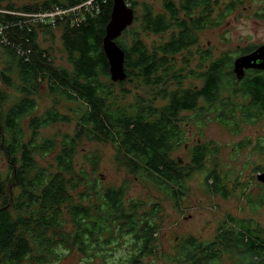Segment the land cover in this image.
Wrapping results in <instances>:
<instances>
[{
	"label": "trees",
	"instance_id": "trees-1",
	"mask_svg": "<svg viewBox=\"0 0 264 264\" xmlns=\"http://www.w3.org/2000/svg\"><path fill=\"white\" fill-rule=\"evenodd\" d=\"M6 1L11 0H0V4ZM127 1L134 7L133 0ZM196 1L188 0L189 8ZM35 2V7L27 4L22 8L27 11L74 8L71 21H66L62 34L69 65L54 63L51 53L38 41L37 25L34 27L22 17L2 13L0 78L5 90L0 87V158L5 156L8 159L11 171L7 179L0 172V197L10 179L15 182L17 192L10 202L5 201L0 206V264L44 262L50 256L58 257L61 245L76 246L83 252L95 247L105 250L106 245L124 236L131 238L136 252L121 264H138L143 256L158 250L159 207L152 204L145 209L146 203L141 199H126L125 186L102 188L97 179L85 174L71 180L70 188L78 191L87 203L74 201L62 173L74 169L77 139L86 132L88 136L98 135L115 143L118 157L136 176L151 180L160 188L169 190L174 197L184 193L183 180L203 165L211 147L206 143L196 144L188 165H184L181 158L172 157V152L184 143V134L177 122L181 111L194 109L199 95L192 87L171 88L173 80L168 81L167 66L169 55L195 43L196 38L192 37L194 26L199 27L201 19L192 24L189 19L178 18L180 31L162 47L161 55L149 51L142 38L130 27L117 38L125 50L128 76L124 80L137 76L148 85L162 87V97L167 101L160 107L138 104L131 110L118 109L110 101L113 83L102 81L103 77L111 79L103 39L113 0ZM165 4L173 17H177L174 2L168 0ZM9 7L14 8L12 3ZM136 20L137 13L134 22ZM170 21L166 15L154 13L150 6L145 8L144 22L151 30L165 32ZM129 32L131 40L127 38ZM214 68L215 88L206 92V99L209 105L230 111V103L222 100L223 79L219 78L225 62L219 59ZM45 79L55 95L78 103L79 126L74 136L65 135L62 142L55 139L37 141L41 127L69 120V116L56 107L36 114L38 81ZM226 80L232 85L230 92L239 91L231 78ZM7 88L13 92L7 93ZM242 89L251 99L249 105L241 106L243 119L264 116V76L253 77ZM40 153L54 158L57 171L39 166L37 157ZM206 182L211 191L227 195L216 170L208 172ZM65 201L70 203L73 224L69 231L61 225L60 207ZM55 235L60 238L55 239ZM233 253L243 257L240 264H264V235L244 220L232 221L219 226L213 240L202 241L194 236L183 239L177 247L173 264H217L225 254Z\"/></svg>",
	"mask_w": 264,
	"mask_h": 264
},
{
	"label": "rangeland",
	"instance_id": "rangeland-1",
	"mask_svg": "<svg viewBox=\"0 0 264 264\" xmlns=\"http://www.w3.org/2000/svg\"><path fill=\"white\" fill-rule=\"evenodd\" d=\"M36 0H11L0 4V17L15 15L19 19L38 26L40 45L47 49L58 66L68 67V55L65 49L62 34L67 20L71 21L73 10L68 7L49 16L44 11H27L23 8L27 4L36 6ZM89 0L88 3H93ZM136 8L137 20L130 26L149 51L163 52L162 47L180 31L178 17L170 18V27L165 32L151 30L144 22L146 7H151L153 12H165V0H133ZM176 6L181 0H170ZM14 8L9 7L10 3ZM201 3L199 7H202ZM23 7V8H22ZM31 7V8H33ZM38 8V7H36ZM213 11L204 15L202 25L194 26L193 38L195 44L183 48L179 52L169 55L168 76L171 88L182 86L191 88L201 84L200 75L204 73L211 59L226 56L234 60L239 51L251 46H260L264 43V0H210L207 9ZM39 10V9H38ZM203 12V11H202ZM201 12V13H202ZM197 14V12H196ZM179 15V14H177ZM49 16V17H47ZM202 16L195 15L198 19ZM194 24V23H192ZM131 40V32L127 34ZM212 50V56L207 54ZM225 66V75L231 66ZM224 78L221 88L223 102L230 103V111L212 106V110L196 109L184 111L180 114L179 126L182 129L184 143L172 152V157L181 158L184 165L191 162L192 149L198 143L210 145L211 151L200 168L191 172L183 180V194L172 196L169 190L157 186L151 180L136 176L130 168L118 157V146L109 139L98 135L88 136L83 132L77 139L78 148L71 172L62 173L67 180V188L73 195L74 201L83 200L78 191H73L71 180L82 178L97 179L102 187L125 186L126 199H141L146 203L145 209L152 204L159 207L158 250L153 254L143 256L138 264H173L179 243L190 236L202 241L216 238L219 226L231 224L232 221L244 220L249 226L264 235V183L256 178L257 170L264 169V116L243 119L241 106L248 100L246 94L241 93L239 84L234 86L235 93L230 92L229 85ZM103 82H112L110 87L113 94L110 101L115 108L137 107L138 104L160 107L166 104L158 86L148 85L137 76L129 80L113 82L112 79L103 77ZM39 91L36 95V114H42L48 108L56 107L69 116L68 121H58L39 129L38 142L46 139H55L62 142L65 135L74 136L79 126L80 113L76 112L78 103L65 97L55 95L49 87L47 79L38 81ZM0 87L5 90L0 78ZM12 93L11 89H6ZM228 98V101L225 99ZM200 141V142H198ZM39 166L48 167L49 171H57L56 161L50 154L37 157ZM210 170H216L221 176L222 184L227 190L224 196L221 192L211 191L206 182V175ZM9 161L5 156L0 158V172L7 179L10 172ZM17 192L12 179L5 184V191L0 197V206L5 201L10 202L13 194ZM61 225L65 231L72 229L70 203L61 204ZM233 219V220H232ZM55 235V239H59ZM105 250L91 248L83 252L76 246L58 247L60 255L50 256L44 262L36 264H121L126 262L135 247L129 236L119 238L105 246ZM97 251V252H96ZM240 255H224L217 264H240ZM247 258V255H245ZM130 264V263H127Z\"/></svg>",
	"mask_w": 264,
	"mask_h": 264
},
{
	"label": "flooded vegetation",
	"instance_id": "flooded-vegetation-1",
	"mask_svg": "<svg viewBox=\"0 0 264 264\" xmlns=\"http://www.w3.org/2000/svg\"><path fill=\"white\" fill-rule=\"evenodd\" d=\"M166 1H168V0H165L164 4ZM201 3L203 4V6L199 7V5ZM209 4H210V0H207L206 2H201V1L197 0L196 4L192 8H189L188 0H181V2L178 4V6H175L177 14H179V15H177V17L181 18L182 20L189 19L191 21V23H194V24L197 23L201 19L199 22L202 25V22L205 20L203 18L204 15L207 12L209 15L213 13V11L210 8L207 9V6H209ZM164 8H165V12L161 13L159 15L173 16L172 11L166 6V4H165ZM196 12H197V14H196ZM200 14H202V16L197 19L195 17V15L200 16ZM191 23H189V24L191 25ZM198 28H201V27H198ZM262 44H263L262 45V47H263L264 43H262ZM260 46L259 45L254 46V47L251 46L250 48H246L243 51H239L237 53V55L235 56L234 60H232L231 65L229 64L231 60H228V58L224 55L220 56L219 58L215 57L214 59H211L206 70L204 71V73L200 75L201 84L192 87L196 91V93H198V95H199V98L196 102L194 109L183 110V111H181V113L184 111H193V110H196L198 108L199 109L200 108L205 109V110H207V108H208V109L212 110V107H211V105H209L208 100L206 99L205 95H206V92H210V88H215L214 83H215V79H216V75H215L216 71H215L214 66L216 64V61H218L219 59L223 60L225 62V66H227V67H228V65L231 66L230 68H228L229 69L228 75L226 76L224 74L225 68H223V70H222L223 74H221V76L219 75L220 76L219 78H221V80L223 79V83H225L224 78H228V77L231 78L233 80V83L239 84V87H241V90H243L242 89L243 86L246 87V84L248 83V81L250 79H252L253 77L259 76V75L264 76V68H260V67H246L245 66L242 70L241 78L238 77V75L236 74V72L234 70L235 69V60L238 57L249 55V54L253 53ZM207 54L212 56V50H209L207 52ZM263 61H264V58H262V59L260 58L258 60V62H263ZM258 64H262V63H258ZM225 81H226V79H225ZM222 84H221V86H222ZM183 88L188 89L185 87H183ZM240 92L243 93L242 91H240ZM244 94H246V93H244ZM246 96H247V94H246ZM247 98H248V100L244 103L245 107L247 105H249L250 100H251L250 96H247ZM226 111H228V110H226ZM198 142H200V141H198ZM263 172H264V169L261 168V169L257 170V174H256V178L262 183H264V181L260 178V174H262Z\"/></svg>",
	"mask_w": 264,
	"mask_h": 264
},
{
	"label": "water",
	"instance_id": "water-1",
	"mask_svg": "<svg viewBox=\"0 0 264 264\" xmlns=\"http://www.w3.org/2000/svg\"><path fill=\"white\" fill-rule=\"evenodd\" d=\"M135 17L136 10L127 0H113L110 20L106 25L103 39V48L108 58L111 79L114 82L124 80L128 76L125 67V50L118 44L117 38L133 24ZM260 58H264V46L249 55L238 57L235 60L234 69L238 77L241 78L245 66L264 68V61L258 62ZM260 178L264 181V172L260 174Z\"/></svg>",
	"mask_w": 264,
	"mask_h": 264
},
{
	"label": "built area",
	"instance_id": "built-area-1",
	"mask_svg": "<svg viewBox=\"0 0 264 264\" xmlns=\"http://www.w3.org/2000/svg\"><path fill=\"white\" fill-rule=\"evenodd\" d=\"M67 9V8H66ZM72 10L74 9V8H71ZM60 10H65V9H61V8H56V9H54V10H52V11H44V12H48L49 13V16H53L54 14L53 13H58ZM49 16H47V17H49Z\"/></svg>",
	"mask_w": 264,
	"mask_h": 264
}]
</instances>
